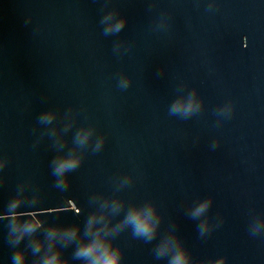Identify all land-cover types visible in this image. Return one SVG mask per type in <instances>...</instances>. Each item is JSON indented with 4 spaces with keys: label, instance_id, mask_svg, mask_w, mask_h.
I'll list each match as a JSON object with an SVG mask.
<instances>
[{
    "label": "water",
    "instance_id": "1",
    "mask_svg": "<svg viewBox=\"0 0 264 264\" xmlns=\"http://www.w3.org/2000/svg\"><path fill=\"white\" fill-rule=\"evenodd\" d=\"M193 92L199 111L170 112ZM45 112L55 119L41 122ZM81 130L92 132L83 145ZM72 153L81 165L57 188L52 161ZM0 161V215L18 193L37 200L19 210L45 227L83 226L104 201L125 203L114 224L155 205V240L131 228L114 238L121 264H167L154 249L171 234L193 264H264V0H0ZM7 224L0 264L16 250ZM29 239L18 247L32 264ZM74 249L64 257L81 264Z\"/></svg>",
    "mask_w": 264,
    "mask_h": 264
},
{
    "label": "clouds",
    "instance_id": "2",
    "mask_svg": "<svg viewBox=\"0 0 264 264\" xmlns=\"http://www.w3.org/2000/svg\"><path fill=\"white\" fill-rule=\"evenodd\" d=\"M115 14H107L102 22L113 20ZM126 19H116L114 23L108 24L104 29L105 33L118 32L126 25ZM127 87L128 81H122ZM201 102L193 92L187 99L176 100L170 108L173 114H180L187 117L199 111ZM55 119L54 112L41 114L39 120L50 123ZM92 132L81 130L77 135V142L86 144ZM103 144L100 140L96 144L99 149ZM82 162L80 155L72 153L66 156H59L52 161V175L56 177L55 187L67 189L69 178L67 173L79 168ZM4 161H0V168L4 167ZM127 182V181H126ZM100 199V197H94ZM34 207L37 205L35 198L29 200L22 193L13 196L7 203L6 212L0 215V220H7L8 242L16 250L12 254V264H28V257L25 249L18 247L25 238L29 239L28 247L35 257L32 264H68L63 254V249L75 244L72 259L78 260L81 264H121L122 253L113 244L114 238L126 228H131L132 234L151 242L160 234V226L163 217L152 203L132 205L127 207L122 220L112 222V214L125 208V203L120 200L104 201L100 208L91 212L83 226L80 224H50L47 227L39 219L23 214L19 209L23 205ZM212 204L211 199L199 202L190 212L193 219L203 216ZM77 214L80 210L76 209ZM201 235L210 231L211 226L207 221H202L198 226ZM257 225L252 233L256 235L261 230ZM43 232V238L37 233ZM157 259L167 257V264H193L191 254L179 244L175 235H168L160 240L154 249ZM227 257H220L214 264H226Z\"/></svg>",
    "mask_w": 264,
    "mask_h": 264
}]
</instances>
